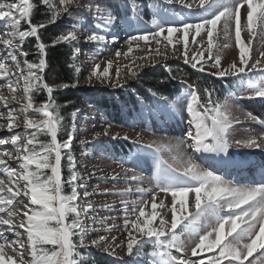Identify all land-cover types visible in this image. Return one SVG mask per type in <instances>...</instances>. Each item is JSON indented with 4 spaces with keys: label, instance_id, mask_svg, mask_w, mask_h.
I'll return each mask as SVG.
<instances>
[{
    "label": "snow or ice",
    "instance_id": "6c2138e0",
    "mask_svg": "<svg viewBox=\"0 0 264 264\" xmlns=\"http://www.w3.org/2000/svg\"><path fill=\"white\" fill-rule=\"evenodd\" d=\"M41 5L50 13L47 23H55L62 16L70 17L73 11L82 7L81 0H58V3L56 0H40L39 4L33 0H0V24L6 29L0 33V46L4 50L0 54V79L6 81L0 83V89L11 93V101L0 94V101L7 109L6 117L0 112V117L6 119V125L0 123V129L6 127L12 133L7 140L0 138V146L10 143L14 149V152L7 148L0 150V166H3V173H0V264H91V256H83L81 249L95 246L115 254L116 248H123L126 244V254L131 258L143 255L142 249L148 243L153 247L152 264H224L225 261L227 264H245V261L253 264L249 257L258 250H264V161L255 165L261 171L259 182L239 184L226 179L225 175L217 174L219 169L201 168L190 157L184 158L179 153L181 146L186 144L198 153L217 154L220 157L217 164L224 168H243L252 163L246 156L233 155L230 151L233 147L230 135L241 124V119L233 114L231 106L227 101H213L212 91L208 89H204L207 100H202L198 90L191 84L188 85L190 90L186 103L188 129L183 139L174 145L156 141L141 144L142 138L137 134V138L133 140L137 145V154L154 149L155 172L151 182H154L158 191L143 187L135 189L137 193L151 195V211H146L149 204L147 200L132 202L131 206L129 202L121 200L125 212L134 216H126L124 219L126 241L117 242L114 235H98L88 243L85 242L89 234L88 220L93 225L100 223L103 227L108 218L97 221L94 215L88 217L89 210L95 212L93 205L79 203L81 194L77 189L82 185L78 183L80 177L75 171L76 161L72 155L71 143L73 137L69 135L65 141L58 140V133L64 128V117L60 107L52 99L53 87L45 83L43 77L48 46L41 41L39 30L47 24L31 22L34 10ZM74 5L77 7H73ZM176 5L199 13L197 20L187 22L185 18L177 22L165 19L168 10ZM131 7L138 18L140 6L132 0ZM160 10L163 15L159 19L154 15L152 20L156 30L129 36L128 52L121 53L117 50L116 57L127 56L133 51L132 44L139 47L140 41L145 42L146 46L154 41L158 55L167 54V45H173L172 51H178L175 44H180L182 48L179 51L184 62L191 64L192 68L203 72L206 70L204 65L213 61L212 75L239 79L242 87L244 79H247V90L254 93L248 98L264 100V0H162ZM89 11L94 13L97 24L96 30L91 31L85 40L103 45L108 39L109 28L114 26L118 17L110 9L98 5ZM22 22L29 25L28 29L22 30ZM218 24H222L226 39L231 38L234 27L235 45L239 49L238 58L226 67L221 63L219 52H213L214 47H220L214 42ZM77 26L73 24L59 34L52 41V46L60 42L72 44L77 41ZM242 31L247 33V42L242 38ZM201 32L204 33L203 36ZM190 35L191 43L200 45V48L189 49ZM197 36L200 40L196 39ZM29 37H35L38 42V62L27 60L29 53L22 51V45ZM161 37L167 41L163 52L160 50ZM205 37L206 48L203 47ZM111 38L116 39L115 36ZM254 39H259L262 49L255 56L252 54ZM222 47L230 45L224 44ZM78 51L79 49L73 48V60ZM21 57L25 59L22 60ZM113 64L114 61H108L102 71L101 65L95 64L88 77L89 83L96 78L101 83L107 80L111 87H123L120 83V67L115 68V76L109 71ZM128 74L136 76L132 67H128ZM257 75L260 78L254 80L253 77ZM21 80L26 103L17 111L11 103L17 100L16 93ZM68 86L65 84L59 87ZM42 89H46L49 99L34 107L33 94ZM163 99L168 103L170 113L174 114V104L168 102L167 98ZM30 110L33 114H40L42 118L35 119L29 114ZM78 111L73 112L72 116L75 117ZM21 113L23 132L15 131L20 127L16 120ZM243 119L258 124L262 130L250 133L242 141H236L235 146L264 152V119L250 112ZM110 129L109 124L103 133H96L93 140L101 135H110ZM40 136L50 139L42 140ZM113 138L120 137L117 134ZM123 139L128 140L129 137L125 135ZM173 149L179 155V158L178 155L172 157L178 166L169 164L160 155L164 151L171 153ZM65 158L69 170L67 180L62 179L61 171L62 159ZM13 162L19 166V170L11 166ZM119 176L116 173L113 178L119 179ZM128 179L139 183L143 178L132 175ZM66 186L70 187V192H65ZM132 191L128 187L119 190L118 194L123 196ZM104 192H109V189H104ZM159 193H163L165 197L170 194V207L165 204L164 199H160L157 204ZM190 194L193 195L192 210ZM83 196L87 197L89 193L85 191ZM105 207L110 208L111 205ZM158 209L170 211V221ZM157 219L158 225L153 226ZM115 227L114 224H108L103 230L111 233ZM6 231L12 232L16 239L8 240L4 237L3 233ZM190 240L194 246L189 250L187 242ZM201 253L212 254L192 259L199 257ZM123 264L142 262L129 259Z\"/></svg>",
    "mask_w": 264,
    "mask_h": 264
},
{
    "label": "rangeland",
    "instance_id": "374dc122",
    "mask_svg": "<svg viewBox=\"0 0 264 264\" xmlns=\"http://www.w3.org/2000/svg\"><path fill=\"white\" fill-rule=\"evenodd\" d=\"M56 2L58 3V0H56ZM131 3L132 0H81L82 7H78L76 11H73L70 17L62 16L58 18L55 23H51L54 26H61L58 30H61L63 28L65 31L73 24L78 25L77 35L79 39L72 44H69L67 42L65 43L68 44L70 48H72V52L73 48L79 49V51L76 53L75 60L72 59L71 55V65H74L73 69L76 75V82L74 84L75 86H73V89L82 92L83 94L82 104L76 109L79 110L77 112V115L75 117L72 116V124L69 130V135L73 137L71 143L72 155L75 157L76 161L75 171L80 177L78 183L81 184L82 182V186H84V183L86 182L85 191L89 193V196H87L86 199L83 200L81 198L79 200V203L81 205H86L88 202H90V199H93L96 204L94 205L95 212L89 210L87 213L88 217H92L94 215L97 221H99L101 218L106 217L108 219L103 227H106L108 224H114L116 226L111 233H106L104 232L103 227L100 223H96L95 225H93L92 221L89 219L88 229L90 228L91 230H89L88 237L85 241L86 243H88V241H90L91 239H95L98 235H114L117 237V242H119L120 240L126 241L127 231L123 226V211L121 212L122 209L120 210V207L123 206L121 204V200H125V196L128 194L130 196L129 198H127V202H129L130 206L132 202L138 203L141 200H147L149 201V204L146 207V211H151V195H143L137 192L135 193L134 190L136 187H138L136 185H142L141 187L143 188H146L147 186V189L148 187H150L152 190L158 191L154 187V182H151V177L155 172V157L153 155L154 149L145 150L140 155L144 156L143 160L139 158L136 161V165L133 163H128L127 160L125 161V157L131 159V151L126 155L123 152L118 151L117 145L121 140L128 141L133 145L132 150H137V145L133 143V140L137 138V134H139L142 138L141 144H148L156 141L158 143L170 142L174 145L177 141L184 138L182 128L188 127V114L186 112L187 94L190 90L188 88V85L191 84L195 86V89L198 90V95L202 98V100H207L208 98L206 93L204 92V89L207 88L202 85L201 81H197L190 76V70L199 76H210V78H213L214 80L219 79L222 81V83H220L221 86L219 87V89L213 87L212 90H210L212 91L211 99L220 103L227 101V103L233 110V114L241 119V124L237 125L230 135V143L233 144V147L230 149V151L233 153V155L239 154L240 156H246L249 159L251 156L256 155L258 152V149H245L235 146L236 141H242L246 139L250 133H259L262 130L258 124H254L250 121H244L243 117L246 113L250 112L258 116L260 119H264V100L248 98L254 95V93L247 90V79H244L242 87V82L239 79L232 77L219 78L212 75L211 72L213 69L211 65L213 61H209L204 65L206 70L203 72L199 71L198 68H192L191 64L184 62L181 51H179L182 48V45L175 44V35L173 37V43L175 44V48L178 51H172L173 45H167V41H164L161 37L160 39L162 43L160 45V50L161 52H163L165 50L164 46L167 45L166 55L156 54V44L154 41H152L149 46H146L145 42L140 41L139 47H137L135 43L132 44L133 51L128 53L127 56L121 55L120 57H116L117 50H119L121 53L128 52L129 45L127 43V40L129 36L135 35L140 32L155 31L156 29L152 24L153 17L154 15H156V18L159 19L160 16L163 15V12L160 10V4L162 3V0H135V4L140 6L138 18L131 7ZM97 5L102 8L106 7L110 9L113 14L118 17V20L114 24V26H111L109 28L108 39L103 45H98L94 42L89 43L85 40V37L89 35L91 31L96 30L95 25L97 24V21L94 19V13L92 11H89V9L91 8L94 10ZM73 7L77 6L74 5ZM198 16L199 13H193L188 9L182 8L180 5H176L174 8H170L168 10V13L164 18L177 22L187 18V22H195ZM28 27L29 25L27 23L22 22V30H26L28 29ZM5 30L6 29L4 25L0 24V33ZM166 34L167 33L165 32L164 35ZM246 34L247 33L245 32L242 35L243 37L245 36V42H247ZM203 35L204 33L201 32V36ZM112 36L123 39V41H125L124 44L119 48L115 47V49L111 50L109 44L110 41H112ZM198 38L199 36H197L196 39L200 40V38ZM224 40L227 41L228 39H226L222 32H220L217 28V35L214 36V42L220 47H214L213 52L214 54L216 52H219V54L221 55V63L226 67L229 63L238 58L239 49L236 47L237 50H230L228 47H222L224 44H226ZM229 40H234L235 42L234 31L231 33V38ZM189 41V49H192L193 47H201L200 45H193L191 43V35L189 37ZM254 41L256 45L258 44L260 49L261 44L259 39L253 40L252 54L255 56L258 53L254 52L256 51V45L253 44ZM206 46L207 41L205 37L203 47L206 48ZM3 51L4 50L2 46H0V54H2ZM228 55L232 57L231 62H226V57ZM205 57H207L206 51ZM21 59L23 60L25 58L21 57ZM110 60L114 61L113 67L109 70L113 76H115V68L117 66L120 67V83L123 85V87H111L109 86L107 80L101 83L100 80L96 78H93L91 83H89L88 77L92 71L93 66L99 63L106 65V63ZM32 62H35L34 59H32ZM128 67H132L133 71L140 67L138 69L139 71H135V77L128 74ZM169 74H171V78H169ZM259 78V75L253 77L254 80H258ZM167 79H172L173 82H175V85L169 86V82L167 81ZM185 81L187 83H185ZM113 82H115V80ZM150 82H153L154 85L158 86L159 88L156 87L158 89H151L152 87L150 85ZM0 83H6V81L0 79ZM22 86L23 81L21 80L20 87L18 88L16 93L17 100L12 101L11 103V106L17 111H19L21 106L26 103ZM174 89H177L176 93H174ZM35 93L33 94V98H35ZM8 97L11 101V95H9ZM47 98L49 99L48 93ZM163 98H167L168 102L174 104V114L170 113L168 103H165V100ZM44 101L38 103L34 102V107L39 106ZM257 102H260V104H258ZM250 104L252 106H250ZM0 112H3L5 114V117L7 116V109L2 104V101H0ZM30 113L31 110L29 111V114ZM36 115L37 120L42 118L40 114ZM16 122L20 125V127L16 128L15 131L23 132V113H21L17 117ZM0 123L6 125V119L4 117L3 119H0ZM109 124L111 125L110 135H101L93 140L95 134L103 133L105 128ZM144 126L148 128H144ZM29 131L32 130L29 129ZM11 134L12 133L7 131V128L0 129V138L2 139L7 140ZM117 134L120 138L114 139L113 137L117 136ZM125 135L129 137L128 140L123 139ZM40 139L48 140L50 139V137L40 136ZM67 139L68 138L60 140L58 138V140L60 141H65ZM2 148H7V150L14 152L13 146L10 143L3 145V147H0V150H3ZM179 153H182L184 158L190 157L193 162L198 164L201 168L208 169L203 165V163H199L194 159L191 151L187 149L186 144L181 146ZM160 155H162L163 159L166 160L169 164L178 166L177 162L172 159L173 155H178L176 149H173L171 153L164 151ZM260 157L264 160V156L262 157L261 155ZM124 170L128 171L125 172ZM61 171L62 179L67 180L69 176V170L66 158L62 159ZM2 172L3 169L0 168V173ZM116 173H119L120 177L121 175H123L121 177L122 179L120 177L117 180L112 178ZM97 175H102L103 177L108 176L109 178H112L110 180L111 183L113 182V180H115L111 184L116 185L115 188L113 185L109 190L111 194L107 192V195V193L105 194V192H101L99 190L102 186L100 183L102 182V180L92 178V176ZM132 175L142 177V184H136L137 182L128 179V177H131ZM248 175L254 177L251 174ZM118 180L120 181L118 182ZM122 182L125 183L123 184L124 187L122 186ZM236 182L238 183V181ZM239 184H242V182H240ZM118 186L120 187L118 188ZM128 187H131L133 189L131 193H127L123 196L118 194V190H122ZM113 189H115V191ZM69 190L71 191L70 187L66 186L65 192H70ZM111 190L116 193L114 194ZM159 194L157 196V204H159L160 199H164L165 204L169 205L170 207V194L168 197L164 198L163 196L165 195L163 193ZM104 196L106 197L104 198ZM26 199L27 198H25V200ZM192 199L193 195L190 194V210H192ZM108 201H110L111 203ZM100 202L103 203L101 204ZM103 204L105 205L102 206ZM110 204L111 208L105 207L106 205ZM101 206L102 208H99ZM102 209L103 211L101 212ZM158 210L161 211L162 214L164 213L163 215L165 216V219H168L170 221V211L166 209ZM224 211L226 212L227 209H225ZM126 216H130V218L132 217L130 213H128ZM132 218H134V216ZM158 223L159 219L153 222V226L158 225ZM93 228H95V231H93ZM192 239L195 238L193 237ZM192 246H194V244L191 242V240L188 241L187 247L189 250ZM80 251L85 257H88L89 255L91 256V264H123L124 261H127L129 259L142 262V264H152L153 259V247L151 243H148L143 247V255H141L140 257L133 256L129 258L126 254V244L123 248H116L115 254H110L109 252H106L100 248H96L95 246L84 248ZM261 252H264V250H258L253 254L252 257H249V260L253 261V264H264V255H261ZM211 254L212 253H201L199 257H192V259L196 260L204 258L207 255ZM224 264H227V262L225 261ZM245 264H248V261H245Z\"/></svg>",
    "mask_w": 264,
    "mask_h": 264
},
{
    "label": "trees",
    "instance_id": "16d2710c",
    "mask_svg": "<svg viewBox=\"0 0 264 264\" xmlns=\"http://www.w3.org/2000/svg\"><path fill=\"white\" fill-rule=\"evenodd\" d=\"M33 2L39 4L40 0H33ZM49 16V12L43 5H41L34 10L31 17V22L33 24H47L45 28L39 30L41 41L48 46L46 48V67L43 72V77L44 82L53 87L52 99H54L55 103L60 107L61 115L64 117V128L60 133H58V138L60 140H64L69 136V130L72 124V113L82 104L83 94L82 92L73 89L72 86L76 82L74 69L73 67H70L72 64V48H70V46L65 42H60L55 46H52V41L59 34L65 32V30L63 28L58 30L61 26H54L51 23H47ZM37 43L38 42L35 37H29L26 38L22 45L23 51L29 53L27 56L29 61H32V59H34L35 62L39 61ZM190 76L197 81H201L202 85H204V87H206L208 90H212L213 87L219 89L221 86L220 83H222V81L219 79L214 80L213 78H210V76H199L191 70ZM169 78H171V74H169ZM167 81L169 82V86L175 85V82H173L172 79H167ZM65 84L69 86L59 87L60 85ZM150 85L152 88H149L151 89L158 87L155 86L153 82H150ZM47 99L46 89H42L35 93L34 102L38 103ZM30 115H33L35 119L37 118L36 114L30 113ZM126 145H128V143H126Z\"/></svg>",
    "mask_w": 264,
    "mask_h": 264
},
{
    "label": "bare ground",
    "instance_id": "6f19581e",
    "mask_svg": "<svg viewBox=\"0 0 264 264\" xmlns=\"http://www.w3.org/2000/svg\"><path fill=\"white\" fill-rule=\"evenodd\" d=\"M243 24H244V18H243V9H242V26H243ZM217 28L219 29V31L220 32H222V24H218V26H217ZM234 28V27H233ZM234 30H232V32H233ZM245 33V31H242V33H241V35H243ZM222 34H223V32H222ZM217 35V34H216ZM247 35V34H246ZM174 37V36H173ZM243 37V36H242ZM245 37V36H244ZM243 37V38H244ZM124 38H126V37H124ZM200 38V37H199ZM198 38V39H199ZM245 40V39H244ZM225 41V40H224ZM124 42L125 41H123V39H121V38H117L116 37V39L115 40H112V41H110V44H109V46H110V49L111 50H113V49H115V47H121L123 44H124ZM225 43L226 44H229L230 45V47H228L230 50H237L236 49V46L234 45L235 44V42H234V40L232 41V40H227V41H225ZM254 45H256V43H255V41H254V43H253ZM191 45V44H190ZM254 48V47H253ZM255 50L256 51H254V52H257V53H259V51H261L262 49H260L259 48V46H258V44L256 45V47H255ZM235 52V51H234ZM93 53V52H92ZM95 54V53H94ZM94 54H93V56H94ZM95 57H96V55H95ZM234 57V56H233ZM90 58V57H89ZM225 58V57H224ZM94 59V58H93ZM92 60V59H91ZM232 61V57L230 56V55H228L227 57H226V62H231ZM93 62V61H92ZM100 65H101V68H100V71H102L103 70V67L105 66V65H103L102 63H99ZM135 65V64H134ZM140 68V67H139ZM139 68H137L136 70H134V71H139L138 69ZM110 70V69H109ZM0 94H3L4 96H6L8 99H9V95H11V93H9L6 89H0ZM258 101V100H257ZM261 101V100H260ZM258 104H260V102H257ZM2 104L4 105V103L2 102ZM250 106H252L251 104H250ZM258 108V107H257ZM0 119H3V117L1 118L0 117ZM6 128V127H5ZM144 128H148V127H145L144 126ZM183 129V134H185V132H186V130L188 129V127L187 128H182ZM0 147H3V145L2 146H0ZM186 147H187V145H186ZM3 149V148H2ZM187 149H189V151H191V154L193 155V157H194V159L196 160V161H198L199 163H204V164H206L207 165V167H208V169H210V170H213V169H219V171H220V173L221 174H228V173H231V176H232V180H234V179H237V178H239V177H241V182H242V184H250V183H255V182H259V180H260V176H259V174L261 175V171H256V169H255V163H261L262 161H264L260 156L262 155V157L264 156V152H261V151H259L258 150V152H257V154L256 155H253V156H251L250 158H249V160H252L251 162V164L250 165H247V166H245V167H243V168H239V167H232V166H229V167H227V168H224L223 166H221V165H219V164H217V161L220 159V157L219 156H217V154H215V153H198V152H195L194 150H192V149H190V148H188L187 147ZM257 164V165H258ZM12 167H16L18 170H19V166L15 163V162H13L12 163V165H11ZM2 169H3V166H0ZM102 172V171H101ZM3 173V172H2ZM244 174H246V176H244ZM248 174H251V175H253L254 177H252V176H249ZM123 175H121V177H122ZM120 177V176H119ZM120 177V178H121ZM256 177H257V179H256ZM92 178H96V179H98V180H102V182H100L101 183V188L99 189L101 192H104V189H109L110 190V188L114 185H111L115 180H113V182L111 183V179L113 178H109L108 176H102V175H100V176H92ZM251 178H253V179H256V181H251ZM122 179V178H121ZM124 179H125V176H124ZM123 179V180H124ZM117 180V179H116ZM122 180V181H123ZM127 180V179H126ZM126 180H125V183H126ZM244 180H247V181H244ZM120 180H118V182H119ZM145 181V180H144ZM144 181H143V183H144ZM96 182H98V181H96ZM116 183V182H115ZM124 182H122V186H123V184H125ZM128 183V182H127ZM141 182H139V183H136V184H140ZM80 184V183H79ZM85 185L84 186H82V187H79V189H78V192L81 194L80 195V199L82 198V200L83 199H86V197H84L83 196V193L85 192V186H86V182L84 183ZM121 184V183H120ZM142 184V183H141ZM80 185H82V182H81V184ZM115 186L116 185H114V188H115ZM136 186H138V187H141V186H139V185H136ZM120 186H118V188H119ZM124 187V186H123ZM122 188V187H121ZM134 188H135V186H134ZM137 188V187H136ZM135 188V189H136ZM146 188H147V186H146ZM150 187H148V189H149ZM151 189V188H150ZM114 191H115V189H113ZM117 190V189H116ZM112 191V190H111ZM114 191H112L113 193H114ZM119 191V190H118ZM134 192H135V190H134ZM95 193H97V192H95ZM109 193H110V191H109ZM116 193V192H115ZM114 193V194H115ZM136 193V192H135ZM100 194V193H99ZM103 194V193H102ZM101 194V195H102ZM106 194V193H105ZM111 194V193H110ZM109 194V195H110ZM107 195H108V193H107ZM144 195V194H143ZM159 195H161V194H159ZM129 194L128 195H126L125 197H126V199H125V201H128L127 200V198H129ZM98 197V196H97ZM103 197V196H102ZM106 196H104V198H105ZM162 197V196H161ZM165 196H163V198H164ZM100 198V197H99ZM95 199V198H94ZM98 199V198H97ZM109 199V198H108ZM107 199V200H108ZM100 201V200H99ZM106 201V200H105ZM25 202H27V199L25 200ZM80 202V201H79ZM103 202H104V199H103ZM103 202H100L101 204L103 203ZM108 202H110V201H108ZM88 203H91L92 205H93V208H94V205H96L95 204V202L93 201V199H90V202H88ZM87 203V204H88ZM111 203V202H110ZM106 204V203H105ZM105 204H103L102 206H104ZM111 205V204H110ZM102 206L101 207H99V208H102ZM114 206V205H113ZM98 207V206H97ZM107 208V207H106ZM111 208V207H110ZM105 209V208H104ZM114 209V208H113ZM122 209V210H121ZM124 209V205L122 206V207H120V210H121V212L123 211V214H122V218H123V220L122 221H124V219H125V217H126V215L128 214H125L126 212H125V210H123ZM99 210V209H98ZM110 210V209H109ZM115 210H116V208H115ZM114 210V211H115ZM100 211V210H99ZM103 211V209L101 210V212ZM118 211V210H117ZM107 213V212H106ZM118 214V213H117ZM116 214V215H117ZM164 214V213H163ZM103 215H104V213H103ZM106 215V214H105ZM113 215V214H112ZM113 216H115V215H113ZM121 216V215H120ZM111 217V216H110ZM116 217V216H115ZM133 217V216H132ZM131 217V218H132ZM82 219H83V214H82ZM90 222V221H89ZM91 223V222H90ZM90 225V224H89ZM89 230H91L90 228H89ZM21 231H23V230H21ZM3 235H4V237H6L8 240H15L16 239V236L15 235H13V233L12 232H10V231H6V232H4L3 233ZM6 251H8L7 250V248H6ZM27 258V257H26Z\"/></svg>",
    "mask_w": 264,
    "mask_h": 264
}]
</instances>
